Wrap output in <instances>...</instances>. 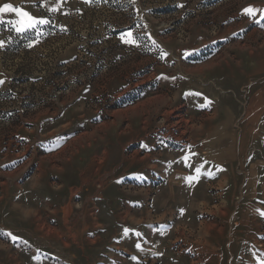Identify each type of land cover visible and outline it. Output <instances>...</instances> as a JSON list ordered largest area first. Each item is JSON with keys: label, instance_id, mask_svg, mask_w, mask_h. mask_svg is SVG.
<instances>
[{"label": "rangeland", "instance_id": "374dc122", "mask_svg": "<svg viewBox=\"0 0 264 264\" xmlns=\"http://www.w3.org/2000/svg\"><path fill=\"white\" fill-rule=\"evenodd\" d=\"M4 4L0 264H264V0Z\"/></svg>", "mask_w": 264, "mask_h": 264}, {"label": "snow or ice", "instance_id": "6c2138e0", "mask_svg": "<svg viewBox=\"0 0 264 264\" xmlns=\"http://www.w3.org/2000/svg\"><path fill=\"white\" fill-rule=\"evenodd\" d=\"M244 11L248 14H254L256 10L252 8H247ZM8 12L15 13L16 16L19 18L17 20V25H18V27L16 28L17 31L27 30L28 28L34 27L37 23H45V21L37 20L35 17L31 16L30 13L23 11L20 8H16L11 4H4L3 6H0V15H3ZM128 35L131 36V33H129ZM0 83H3V81H0ZM261 214L264 215V213ZM125 231L127 232V230ZM13 239L16 238L13 237ZM137 247H139V245H137Z\"/></svg>", "mask_w": 264, "mask_h": 264}]
</instances>
